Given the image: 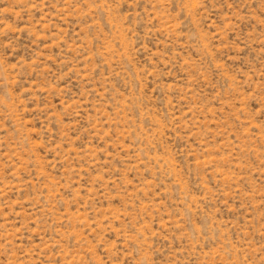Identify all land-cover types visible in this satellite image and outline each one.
<instances>
[{
  "label": "rangeland",
  "instance_id": "obj_1",
  "mask_svg": "<svg viewBox=\"0 0 264 264\" xmlns=\"http://www.w3.org/2000/svg\"><path fill=\"white\" fill-rule=\"evenodd\" d=\"M0 264H264V0H0Z\"/></svg>",
  "mask_w": 264,
  "mask_h": 264
}]
</instances>
